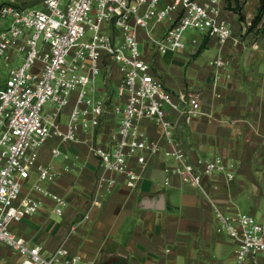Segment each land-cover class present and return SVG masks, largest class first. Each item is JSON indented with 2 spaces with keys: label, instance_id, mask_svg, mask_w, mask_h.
I'll list each match as a JSON object with an SVG mask.
<instances>
[{
  "label": "built area",
  "instance_id": "built-area-1",
  "mask_svg": "<svg viewBox=\"0 0 264 264\" xmlns=\"http://www.w3.org/2000/svg\"><path fill=\"white\" fill-rule=\"evenodd\" d=\"M28 4L39 7H25L16 0L0 5V244L20 256L19 264H81L65 242L45 255L12 230L15 223L41 210L42 200L32 191L51 197L56 214L62 215L67 206L65 197L41 186L59 176L39 160V150L52 140L91 146L101 169L93 206L101 205L116 184L108 173L136 181L139 168L161 152L175 162L168 169L171 174L205 195V176L220 173L229 182L237 178L234 164L223 157L192 159L177 139L170 114L191 124L205 114L202 99L195 90L167 89L151 57L153 52H184L189 30L214 38L221 46L234 39L224 15L225 0H33ZM190 43L196 45L198 40ZM252 47L261 48L256 41ZM225 64L222 56L211 62L217 69ZM100 92L107 98L96 97ZM109 121L113 125L107 141H99ZM63 154L59 146L51 149L52 157ZM33 173L37 181L25 193ZM212 206L215 229L233 243L234 264H264V219L227 210L215 201Z\"/></svg>",
  "mask_w": 264,
  "mask_h": 264
},
{
  "label": "crops",
  "instance_id": "crops-1",
  "mask_svg": "<svg viewBox=\"0 0 264 264\" xmlns=\"http://www.w3.org/2000/svg\"><path fill=\"white\" fill-rule=\"evenodd\" d=\"M6 1L0 0V4ZM32 1L16 0L20 4ZM224 15L234 31V39L227 44L202 38L199 48L194 46L185 53L192 59L188 64L174 53L159 54L153 60L167 89H193L202 99L205 114L191 124L170 114L177 139L192 159L223 157L234 164L237 178L229 182L220 173L205 176V195L183 177L171 174L168 169L175 162L161 152L139 168L136 181L108 173L116 184L101 205L93 206L101 169L91 146L52 140L39 150V160L59 176L41 186L65 197L67 206L62 215L56 214L51 197L33 192L37 181L33 173L24 191L40 198L42 208L15 223L13 232L39 246L45 255L65 242L81 264H224V258L234 264L231 239L215 229L212 202L264 219V41L260 49H253L256 38L240 36L238 15L230 11ZM205 39L207 44L202 47ZM210 48L216 49V57L224 58V67H213V60L199 62ZM99 96L107 98L104 92ZM112 125L111 121L105 124L99 141H107ZM56 146L64 152L61 157L51 155ZM86 214L89 218L84 219ZM20 261L16 252L0 244V264Z\"/></svg>",
  "mask_w": 264,
  "mask_h": 264
},
{
  "label": "rangeland",
  "instance_id": "rangeland-1",
  "mask_svg": "<svg viewBox=\"0 0 264 264\" xmlns=\"http://www.w3.org/2000/svg\"><path fill=\"white\" fill-rule=\"evenodd\" d=\"M260 2L261 0H225L226 3V11L234 12L238 15V23L242 27V31H240V36L244 40H253L256 38V42L261 44L260 42L264 41V17L262 21L257 24L256 26H253V20L259 13L260 9ZM18 3V2H17ZM3 4V2L1 3ZM0 4V5H1ZM20 4V3H18ZM25 7H39V6H31V4L25 5ZM236 8L239 9L240 14L236 11ZM244 18V19H243ZM229 20V19H228ZM230 22V21H229ZM3 23V21L0 19V24ZM231 23V22H230ZM185 36L187 37V49L184 52L176 53L175 56L180 57L183 59L187 64L192 61L190 56H186L185 53H188L191 48L197 47L199 48L200 44L203 41V34L199 33L197 31L189 30L186 32ZM191 39H197L198 43L196 45H192L190 43ZM190 40V41H189ZM140 49H144V45H140ZM195 53V52H194ZM159 55L157 52H153L151 54L152 58H156V56ZM216 49L210 48L209 50H205L203 54L198 58L199 62L202 63H208L212 60L216 59L217 57ZM100 84V82H99ZM113 90L117 91V86L113 85ZM193 90V89H191ZM96 97H100L99 95H96ZM243 211V210H240ZM245 212V211H243ZM248 213V212H246ZM225 261L224 264H229L228 259L224 258Z\"/></svg>",
  "mask_w": 264,
  "mask_h": 264
},
{
  "label": "trees",
  "instance_id": "trees-1",
  "mask_svg": "<svg viewBox=\"0 0 264 264\" xmlns=\"http://www.w3.org/2000/svg\"><path fill=\"white\" fill-rule=\"evenodd\" d=\"M236 11L240 14V11L238 8H236ZM263 17H264V0H261L259 13L253 20V26H256L257 24H259L262 21ZM207 41H208L207 39L204 40L202 47H205V45L207 44Z\"/></svg>",
  "mask_w": 264,
  "mask_h": 264
}]
</instances>
